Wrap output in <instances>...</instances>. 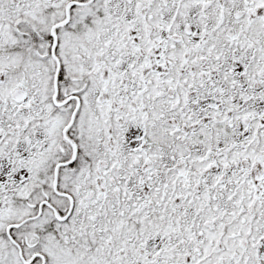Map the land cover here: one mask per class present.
<instances>
[{"label":"snow or ice","instance_id":"6c2138e0","mask_svg":"<svg viewBox=\"0 0 264 264\" xmlns=\"http://www.w3.org/2000/svg\"><path fill=\"white\" fill-rule=\"evenodd\" d=\"M0 264H264V0H0Z\"/></svg>","mask_w":264,"mask_h":264}]
</instances>
